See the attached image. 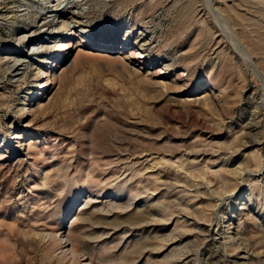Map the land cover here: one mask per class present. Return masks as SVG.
Segmentation results:
<instances>
[{"label":"rangeland","instance_id":"374dc122","mask_svg":"<svg viewBox=\"0 0 264 264\" xmlns=\"http://www.w3.org/2000/svg\"><path fill=\"white\" fill-rule=\"evenodd\" d=\"M0 264H264V0H0Z\"/></svg>","mask_w":264,"mask_h":264},{"label":"bare ground","instance_id":"6f19581e","mask_svg":"<svg viewBox=\"0 0 264 264\" xmlns=\"http://www.w3.org/2000/svg\"><path fill=\"white\" fill-rule=\"evenodd\" d=\"M258 1H259V0H258ZM70 14L74 15V12H70ZM17 62H20V61H16V62H15V64H14L15 69L13 70V72L18 71V70H17L18 67H17V65H16ZM12 68H14V67H12Z\"/></svg>","mask_w":264,"mask_h":264}]
</instances>
